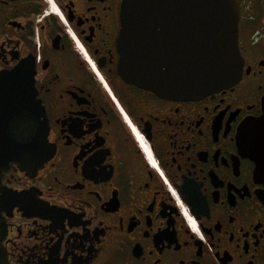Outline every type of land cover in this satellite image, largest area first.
<instances>
[{"label":"flooded vegetation","instance_id":"af4514ba","mask_svg":"<svg viewBox=\"0 0 264 264\" xmlns=\"http://www.w3.org/2000/svg\"><path fill=\"white\" fill-rule=\"evenodd\" d=\"M122 0H0V72H34L50 157L0 184V264H264V0L242 73L196 98L120 73Z\"/></svg>","mask_w":264,"mask_h":264},{"label":"water","instance_id":"95a60500","mask_svg":"<svg viewBox=\"0 0 264 264\" xmlns=\"http://www.w3.org/2000/svg\"><path fill=\"white\" fill-rule=\"evenodd\" d=\"M238 8L237 0H122L120 73L163 96L196 98L231 86L243 65ZM37 105L34 72H0V184L14 163L35 169L51 155L42 123L28 140L11 131L12 120L38 114Z\"/></svg>","mask_w":264,"mask_h":264},{"label":"snow or ice","instance_id":"6c2138e0","mask_svg":"<svg viewBox=\"0 0 264 264\" xmlns=\"http://www.w3.org/2000/svg\"><path fill=\"white\" fill-rule=\"evenodd\" d=\"M2 143H3V136L0 135V145H2Z\"/></svg>","mask_w":264,"mask_h":264}]
</instances>
